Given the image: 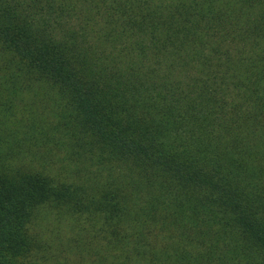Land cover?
<instances>
[{
	"label": "trees",
	"instance_id": "obj_1",
	"mask_svg": "<svg viewBox=\"0 0 264 264\" xmlns=\"http://www.w3.org/2000/svg\"><path fill=\"white\" fill-rule=\"evenodd\" d=\"M0 264H264V0H0Z\"/></svg>",
	"mask_w": 264,
	"mask_h": 264
}]
</instances>
